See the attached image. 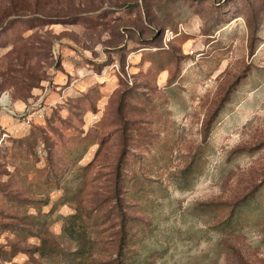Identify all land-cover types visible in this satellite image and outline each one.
<instances>
[{"label":"rangeland","instance_id":"obj_1","mask_svg":"<svg viewBox=\"0 0 264 264\" xmlns=\"http://www.w3.org/2000/svg\"><path fill=\"white\" fill-rule=\"evenodd\" d=\"M45 247L264 264V0H0V264Z\"/></svg>","mask_w":264,"mask_h":264},{"label":"trees","instance_id":"obj_2","mask_svg":"<svg viewBox=\"0 0 264 264\" xmlns=\"http://www.w3.org/2000/svg\"><path fill=\"white\" fill-rule=\"evenodd\" d=\"M38 251L40 252V254L44 257V256H49L50 254H53L54 256L57 255H63V257H70L71 260H75L76 264H102V263H94L92 260H90L86 253L82 250H75V251H71L68 253H65L64 249H62L61 247H57L54 248L52 250L45 248H40L38 249ZM123 254V250H121L120 255ZM121 257V256H120ZM118 264H127L125 259H123L122 257L118 259Z\"/></svg>","mask_w":264,"mask_h":264},{"label":"built area","instance_id":"obj_3","mask_svg":"<svg viewBox=\"0 0 264 264\" xmlns=\"http://www.w3.org/2000/svg\"><path fill=\"white\" fill-rule=\"evenodd\" d=\"M3 97H4V96H3ZM3 97H2V98H3ZM2 98H1V103H2V105H3V106H7V107L10 106V102H11V101L8 99V100H9V103H7V104H3V102H2ZM7 107H5V108H7Z\"/></svg>","mask_w":264,"mask_h":264},{"label":"bare ground","instance_id":"obj_4","mask_svg":"<svg viewBox=\"0 0 264 264\" xmlns=\"http://www.w3.org/2000/svg\"><path fill=\"white\" fill-rule=\"evenodd\" d=\"M3 102L7 103V98L6 97L3 98Z\"/></svg>","mask_w":264,"mask_h":264}]
</instances>
